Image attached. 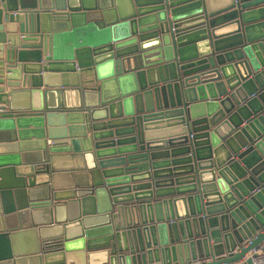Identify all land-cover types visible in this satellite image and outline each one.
I'll use <instances>...</instances> for the list:
<instances>
[{"label":"water","instance_id":"95a60500","mask_svg":"<svg viewBox=\"0 0 264 264\" xmlns=\"http://www.w3.org/2000/svg\"><path fill=\"white\" fill-rule=\"evenodd\" d=\"M264 0H0V264H254Z\"/></svg>","mask_w":264,"mask_h":264},{"label":"built area","instance_id":"2783aa9c","mask_svg":"<svg viewBox=\"0 0 264 264\" xmlns=\"http://www.w3.org/2000/svg\"><path fill=\"white\" fill-rule=\"evenodd\" d=\"M252 253L256 254L254 264H264V245L263 248L253 250Z\"/></svg>","mask_w":264,"mask_h":264}]
</instances>
